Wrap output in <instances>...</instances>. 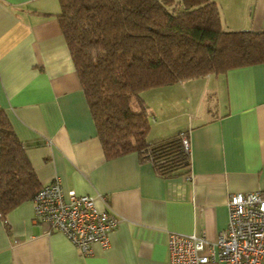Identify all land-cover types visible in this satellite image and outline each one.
Wrapping results in <instances>:
<instances>
[{"label":"crops","instance_id":"crops-1","mask_svg":"<svg viewBox=\"0 0 264 264\" xmlns=\"http://www.w3.org/2000/svg\"><path fill=\"white\" fill-rule=\"evenodd\" d=\"M214 1L224 29L264 28V0ZM58 12V0H0V113L41 185L56 176L65 199L69 190L93 196L118 224L106 247L82 254L34 222L25 200L7 227L0 218V264H169L168 232L214 240L228 194L264 190V63L140 92L153 118L147 141L187 130L189 168L167 178L136 150L105 157Z\"/></svg>","mask_w":264,"mask_h":264},{"label":"trees","instance_id":"trees-1","mask_svg":"<svg viewBox=\"0 0 264 264\" xmlns=\"http://www.w3.org/2000/svg\"><path fill=\"white\" fill-rule=\"evenodd\" d=\"M57 20L105 157L132 150L163 177L189 168L180 130L147 141L140 92L264 63V28L224 29L214 0H58ZM0 113V218L41 188Z\"/></svg>","mask_w":264,"mask_h":264},{"label":"built area","instance_id":"built-area-1","mask_svg":"<svg viewBox=\"0 0 264 264\" xmlns=\"http://www.w3.org/2000/svg\"><path fill=\"white\" fill-rule=\"evenodd\" d=\"M183 148L189 151L187 137ZM34 222L45 223L48 231L58 230L82 254L91 245H108V234L118 224L110 208L99 209L95 197L67 192L55 176L32 196ZM227 223L214 240L203 231L190 234L168 232L169 264H264V190L231 192L227 196Z\"/></svg>","mask_w":264,"mask_h":264},{"label":"rangeland","instance_id":"rangeland-1","mask_svg":"<svg viewBox=\"0 0 264 264\" xmlns=\"http://www.w3.org/2000/svg\"><path fill=\"white\" fill-rule=\"evenodd\" d=\"M140 94H141V93H140ZM181 104H182V102H181ZM181 104H178V106H180ZM170 106L175 107V105H170ZM181 106H182V105H181ZM147 112H148V111H147ZM147 119H149V120H148V122H149V121H152L153 118L150 116V114H148ZM150 123H151V122H150ZM151 127H152V123H151L150 129H151ZM146 137H150V136H149V133L146 135Z\"/></svg>","mask_w":264,"mask_h":264},{"label":"clouds","instance_id":"clouds-1","mask_svg":"<svg viewBox=\"0 0 264 264\" xmlns=\"http://www.w3.org/2000/svg\"><path fill=\"white\" fill-rule=\"evenodd\" d=\"M187 139H188V136H187ZM189 141V140H188ZM184 149V148H183ZM188 153H189V151H188Z\"/></svg>","mask_w":264,"mask_h":264}]
</instances>
